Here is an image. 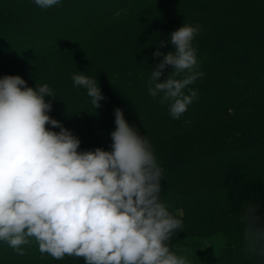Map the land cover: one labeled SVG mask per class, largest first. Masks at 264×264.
<instances>
[{"label": "trees", "instance_id": "trees-1", "mask_svg": "<svg viewBox=\"0 0 264 264\" xmlns=\"http://www.w3.org/2000/svg\"><path fill=\"white\" fill-rule=\"evenodd\" d=\"M183 24L200 26L193 47L203 76L189 86L197 99L173 119L147 80ZM77 72L98 82L104 99L95 110L73 85ZM9 75L49 85L48 115L80 151L111 150L117 108L147 136L163 169L161 200L183 221L169 242L177 254L191 264H264L246 254L239 219L252 208L264 226V0H61L46 10L0 0V78ZM25 247L19 256L0 242V264H84Z\"/></svg>", "mask_w": 264, "mask_h": 264}, {"label": "clouds", "instance_id": "clouds-1", "mask_svg": "<svg viewBox=\"0 0 264 264\" xmlns=\"http://www.w3.org/2000/svg\"><path fill=\"white\" fill-rule=\"evenodd\" d=\"M34 3L46 10L61 0ZM200 31L199 25L189 24L173 31L174 50L163 54L147 80L149 95L159 96L173 119L198 97L189 86L203 76L193 47ZM165 43L160 41V46ZM169 66L170 74L158 82ZM71 79L86 90L94 110L98 108L104 97L96 78L77 72ZM46 96H56L47 83L33 88L18 75L0 78V242L19 256L35 242L41 258L57 261L70 257L84 264H191L169 243L184 225L161 200L163 169L147 136L130 126L117 108L111 150L80 151V140L48 115L52 105ZM254 212L250 208L239 218L250 257L264 256V226L256 225Z\"/></svg>", "mask_w": 264, "mask_h": 264}]
</instances>
